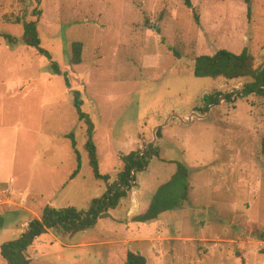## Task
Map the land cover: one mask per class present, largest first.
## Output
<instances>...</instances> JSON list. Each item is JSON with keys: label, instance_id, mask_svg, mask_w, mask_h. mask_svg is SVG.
Wrapping results in <instances>:
<instances>
[{"label": "rangeland", "instance_id": "374dc122", "mask_svg": "<svg viewBox=\"0 0 264 264\" xmlns=\"http://www.w3.org/2000/svg\"><path fill=\"white\" fill-rule=\"evenodd\" d=\"M192 3L0 0V200L14 202L2 206L0 246L31 217L23 207L66 201L78 166L69 134L83 158L71 193L78 209L90 207L80 190L97 195L106 186L91 180L86 124L72 94L80 90L97 126L101 173L116 182L123 155L152 144L158 156L135 171L136 189L145 179L151 201L160 193L173 209L145 225L107 217L74 235H43L27 250L31 264H126L129 250L147 264H264V95L245 90L249 77L194 75L195 58L220 49L248 47L256 66L264 64V0L252 1L251 16L244 0ZM23 21H37L41 46L74 76L71 92L47 56L3 36L22 37ZM74 41L84 43L79 66L70 63ZM211 94L222 95L205 112ZM179 164L187 175L177 173ZM133 189L131 202L140 199ZM127 198L114 214L125 218ZM0 264H9L1 250Z\"/></svg>", "mask_w": 264, "mask_h": 264}, {"label": "trees", "instance_id": "16d2710c", "mask_svg": "<svg viewBox=\"0 0 264 264\" xmlns=\"http://www.w3.org/2000/svg\"><path fill=\"white\" fill-rule=\"evenodd\" d=\"M40 1V0H38ZM189 8H193L192 0H184ZM248 6V15L252 14V1L244 0ZM195 18L199 21V16L195 14ZM24 32L22 37L18 38L12 34L3 35L12 45L23 43L25 45L34 47L41 55L47 56L51 61V71L55 74H63L66 85L72 88L74 76L70 71L62 70L60 64L53 59L52 54L41 46L42 39L38 30L37 21H23ZM84 43L81 41H74L72 43L71 65L79 66L83 63ZM194 75L196 77H212V78H226V79H240L252 78L253 81L245 85V90L248 93L255 92L258 95H264V64L257 67L256 58L251 53L250 49L244 48L240 53H234L228 49H220L214 54H204L195 58L194 61ZM74 96V105L78 112L79 119L86 124L87 141L85 143V150L89 156V164L93 169L96 180L103 181L108 184L107 192L98 198H94L90 207L85 210H79L76 207H67L56 209L47 205L44 208L41 219H34L30 226L22 233V236L5 242L1 245V254L8 261L9 264H31V259L26 255L28 248L35 242V240L53 230L61 235H74L75 233L95 226L100 218L108 216L111 209H116L122 200L127 197L128 189L131 190L133 186L132 180H136L135 171L143 169L147 165V157L150 153L158 156V152L153 150V145L149 149H145L141 155L139 151H132L127 155H123L125 166L122 172L118 175V180L110 184L111 175L102 174L100 171V163L98 158V147L94 139L96 125L92 117L84 111V100L80 90H72ZM222 94H211L208 98L206 96L205 112L208 111L209 105L217 103ZM232 94H227L230 99ZM160 130L157 135H160ZM72 139V144L77 154L78 166L72 173V178L76 177L82 167V158L77 149V142L73 133L69 134ZM262 151L264 152V138L262 141ZM177 173L187 175V168L179 164ZM172 206H168L163 202L159 194L151 201L145 213L137 215L134 219L138 222H150L157 219L161 213L167 210H172ZM4 221L0 216V227ZM126 264H147L145 255L138 251L129 250L127 253Z\"/></svg>", "mask_w": 264, "mask_h": 264}, {"label": "crops", "instance_id": "0c3cea01", "mask_svg": "<svg viewBox=\"0 0 264 264\" xmlns=\"http://www.w3.org/2000/svg\"><path fill=\"white\" fill-rule=\"evenodd\" d=\"M69 92H71L70 91V88H69ZM96 125V124H95ZM96 129H97V126H96ZM96 129H95V132H96ZM68 135V134H67ZM86 141H87V139H86ZM73 145V144H72ZM78 149V148H77ZM74 151H75V149H74ZM134 151V150H133ZM80 152V151H79ZM87 152V151H86ZM75 154H76V152H75ZM127 153H125V155H126ZM80 155H81V158H82V153L80 152ZM76 156H77V154H76ZM82 161H83V158H82ZM162 161H164L163 163H166L168 160L167 159H164V158H162ZM75 171V170H74ZM74 171H72L71 172V175H70V182L68 183L69 185H71V189H70V192L68 193V195L65 197V198H67L66 199V201H62V200H58V199H55L56 198V196H54V197H52V199H49L48 200V203H46V205H45V207L47 206V205H49V206H52L53 208H56V209H62V208H67V207H76L77 209H78V204H81V201H79V199H78V197L77 196H75L76 194H74V196H72L71 195V193L73 192V191H75L76 190V187L77 186H79L80 185V182L79 181H81L80 179V177H81V172L76 176V177H74V178H72L71 176H72V173L74 172ZM94 174V173H93ZM112 177V176H111ZM112 179H114L113 177L111 178V180L110 181H112ZM14 180V179H13ZM91 180L92 181H95L96 180V178H95V176L94 177H91ZM97 181V180H96ZM114 181V180H113ZM99 182H103V181H99ZM113 183V182H112ZM14 184V183H13ZM106 186L104 187H101L100 188V191H97L98 193H97V195H91V194H88L87 192H86V189L85 190H80L79 191V193L81 194V195H83L84 196V200H87L88 202H90V204H91V202H92V200L94 199V198H98V197H101V196H103L106 192H107V190H108V184L107 183H104ZM61 184H59L58 186H57V188H55V190H58V188H59V186H60ZM134 185H135V183H134ZM136 186L137 185H135V186H133L132 187V189H133V195H137V193H140V199L138 200L137 198L135 199V201L133 200L132 202H131V199L129 200L127 197L129 196V192H130V190L128 191V195H127V199H128V204L127 205H124V206H122V207H124V209L121 211V213H120V215H124L125 216V218H122V217H119V216H117L116 214H114V212L115 211H117V209L122 205V203H123V201L126 199V198H124L123 200H122V202L120 203V205L116 208V209H111L110 211H109V213H108V216L107 217H113V218H116V219H124L129 225H131V226H134V225H140V224H143V225H145V223H147V222H138V221H135V217L137 216V215H140V214H143V213H145V211L148 209V207H149V203H150V201H151V194L153 193V190L151 189V186L149 185V183L145 180V179H141V182H140V185H139V189H136ZM78 188V187H77ZM99 190V189H98ZM136 190V191H135ZM9 200H10V198H9ZM11 201V203H12V200H10ZM5 204H8V203H3V202H1L0 201V214H4V212H2L3 210L2 209H4L2 206L3 205H5ZM12 204H14V202L12 203ZM44 207V208H45ZM23 208H26V210L30 213V216L31 217H28V219L27 220H25L26 222L25 223H23V222H21L22 224L20 225V234L17 236V238H19V237H21L22 236V233L24 232V230H25V228H28L29 226L27 225V224H29L30 222H32L34 219H41L42 218V215H43V211H44V208H43V211H36L35 209H33V208H30V207H23ZM163 215V214H162ZM162 215H161V217H162ZM107 217H104V218H107ZM103 220V218H100L99 219V221H98V223L99 222H101ZM97 223V224H98ZM46 234H49L50 236H52V238H54V239H57L58 237H57V234L58 233H56L55 231H53V230H49L48 231V233H46ZM46 234H44V235H46ZM59 235H61V234H59ZM43 236V235H42ZM42 236H40V237H38L37 239H40ZM63 236H65V235H63ZM16 238V239H17ZM37 239L35 240V241H37ZM32 247H33V249L35 250L36 249V247H35V245H34V243L31 245ZM0 250H1V246H0Z\"/></svg>", "mask_w": 264, "mask_h": 264}, {"label": "built area", "instance_id": "2783aa9c", "mask_svg": "<svg viewBox=\"0 0 264 264\" xmlns=\"http://www.w3.org/2000/svg\"><path fill=\"white\" fill-rule=\"evenodd\" d=\"M11 184H13L14 183V181H13V179H11V182H10ZM11 191V188H8V189H6V190H4V195L5 196H8L7 195V193H9ZM1 202H3V203H11V201L9 200V198H7V199H4V200H0Z\"/></svg>", "mask_w": 264, "mask_h": 264}, {"label": "water", "instance_id": "95a60500", "mask_svg": "<svg viewBox=\"0 0 264 264\" xmlns=\"http://www.w3.org/2000/svg\"><path fill=\"white\" fill-rule=\"evenodd\" d=\"M241 93H242V92H241ZM155 141H156V138H155V140H154L152 143H154ZM147 148H148V149L150 148V144L147 145ZM151 156H152V155H151ZM134 183H135V180H132L131 184L134 185ZM30 224H31V222L29 223L28 226H30Z\"/></svg>", "mask_w": 264, "mask_h": 264}]
</instances>
